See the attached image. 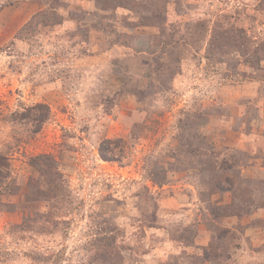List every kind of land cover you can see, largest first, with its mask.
Masks as SVG:
<instances>
[{
  "label": "rangeland",
  "instance_id": "obj_1",
  "mask_svg": "<svg viewBox=\"0 0 264 264\" xmlns=\"http://www.w3.org/2000/svg\"><path fill=\"white\" fill-rule=\"evenodd\" d=\"M0 155V264H264V0H0Z\"/></svg>",
  "mask_w": 264,
  "mask_h": 264
},
{
  "label": "trees",
  "instance_id": "obj_2",
  "mask_svg": "<svg viewBox=\"0 0 264 264\" xmlns=\"http://www.w3.org/2000/svg\"><path fill=\"white\" fill-rule=\"evenodd\" d=\"M38 107L40 108L42 107V105L36 104L34 106V108H38ZM43 107H46V106L43 105ZM46 118H47V113L38 116L37 118H35V121L40 123V122H43L44 119ZM99 152L102 158L108 159L107 156L103 153V144L100 145ZM9 177H10V162L7 157L0 155V185L4 184L5 186H7V184L11 182V180H9V183H8Z\"/></svg>",
  "mask_w": 264,
  "mask_h": 264
}]
</instances>
